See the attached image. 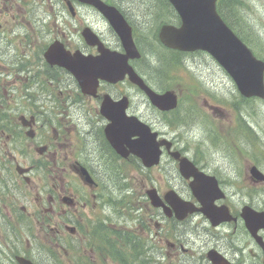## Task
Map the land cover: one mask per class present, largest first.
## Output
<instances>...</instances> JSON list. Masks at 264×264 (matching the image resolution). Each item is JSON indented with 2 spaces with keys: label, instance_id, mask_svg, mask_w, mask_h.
<instances>
[{
  "label": "flooded vegetation",
  "instance_id": "obj_1",
  "mask_svg": "<svg viewBox=\"0 0 264 264\" xmlns=\"http://www.w3.org/2000/svg\"><path fill=\"white\" fill-rule=\"evenodd\" d=\"M34 3L36 7L28 8V0H0V253L6 255L9 251L13 256L22 255L42 264L28 252H45L40 250L46 247L52 250V240H66L85 251L92 236L104 238V209L123 205L126 163L135 172L132 177L135 188L138 189V173L142 171L167 204L164 208L149 204L152 212L146 211V217L148 214V220L158 230L155 237L168 247L166 258L173 261L185 257L189 253L188 226L195 229L205 219L198 212L176 218V207L165 195L171 189L182 199L196 203L189 189L191 179L181 177L186 191L168 187L162 191L159 181L154 179L155 167L143 168L133 155L122 158L105 136L109 121L100 112L104 98L115 102L126 96L127 114H137L151 125L132 109L137 89L128 80L115 83L100 80L95 94H83L72 75L46 63L43 53L47 45L38 47L36 55L33 50L34 43L46 30L65 49L78 50L83 55H96L98 51L82 39L81 28L90 27L106 48L122 51L116 36L109 40L95 29L92 22L97 19L87 22L85 15L92 11L106 24L99 13L77 0ZM107 29L112 31L109 26ZM196 166L201 171L207 170L198 162ZM81 168L91 180L85 179ZM245 175L253 184L264 185L248 171ZM228 206L238 219L218 226L226 227L228 234L218 237L214 248L232 264H239L224 238L234 234L243 222L238 210ZM194 235L198 237L199 233ZM82 241L85 244L81 246ZM243 247H247L245 241Z\"/></svg>",
  "mask_w": 264,
  "mask_h": 264
},
{
  "label": "rangeland",
  "instance_id": "obj_2",
  "mask_svg": "<svg viewBox=\"0 0 264 264\" xmlns=\"http://www.w3.org/2000/svg\"><path fill=\"white\" fill-rule=\"evenodd\" d=\"M131 1L134 5L138 4V0ZM126 3L128 1H122V4ZM163 14L166 17L171 15L170 13ZM93 19H97V22H92ZM85 20L92 22L95 29L103 32L107 39L112 40V34L108 31L106 24L94 12L90 11L89 15L86 14ZM156 21V18L152 16L146 20L147 26L152 23L149 27L151 33L157 27ZM230 21L248 46L257 53L259 58L263 59L264 0H239L238 4L233 3ZM141 28L138 27L142 32L141 38L151 42L143 47L144 55L149 57L151 62H142L140 67L138 65L139 69L146 73L153 88L157 90L166 88L174 91L180 99V104L175 111L164 116L157 114L142 93L135 92L132 100L133 111L148 119L164 137L173 140L176 147L184 151L182 153L194 158L207 168V172L219 177L222 180L221 187L229 196V204L235 206L237 210L244 203L264 210V185L253 184L245 175L250 163L257 164L264 171V100L241 99L232 79L212 57L204 52L179 55L172 61V53L164 51L154 39H149V41V34ZM44 36L50 40V33ZM42 44V41L34 43L35 55ZM210 105L213 106L211 109L208 107ZM243 123L249 124L253 130L248 132ZM244 134L248 136L244 138ZM162 160L163 163L155 167L153 171L154 179L159 181L162 191L167 187L176 190L183 188L186 191L185 184L177 172L176 164L166 155ZM123 172L124 175L130 177L128 182L132 189L129 194L133 196L129 201L130 206L134 207L139 203L145 208L142 215L145 219L144 226L153 236L148 238L141 228L132 230L145 239L157 241L155 232L158 230L153 225V221L148 220V214L146 217V211H151L150 206L141 200L142 196L146 198L144 191L151 186L150 179L147 174L137 172L139 175L137 189L132 180L135 172L127 165L124 166ZM105 213L108 215V228L125 230L131 224L130 218L126 216L116 224L118 211L115 208L107 209ZM134 222L135 220L132 224ZM164 229L160 230L162 234ZM225 229L227 228H212L207 221H201L195 229L190 228L187 231L188 235L192 236L188 247L196 256H200L214 245L218 237L228 233ZM196 232L199 233L198 238L194 235ZM38 237L44 239L40 234ZM226 237L224 241L227 246L234 243L235 247L236 244L242 245L244 241L247 242V247L238 255L236 254L237 261L241 262L239 264H261L260 250L250 241L243 229H237L234 234L229 233L227 240ZM117 243L119 241L115 239V236L107 239L109 247L116 246ZM162 247L161 251L165 253V245ZM46 248L40 251H48ZM52 252L58 258L55 260L56 263L63 260L60 264H69L68 258L63 256V251L57 246L54 245ZM28 253L34 255L36 260L42 264L54 262L50 257V252L37 253V250H32ZM84 254L69 259L73 264H118L107 256H101L99 259L91 250H86ZM156 254H159L158 247H156ZM0 258L4 264H8V260L11 261L10 256H0ZM243 259L246 261L242 262ZM162 263L167 264L168 262L163 260Z\"/></svg>",
  "mask_w": 264,
  "mask_h": 264
},
{
  "label": "water",
  "instance_id": "obj_3",
  "mask_svg": "<svg viewBox=\"0 0 264 264\" xmlns=\"http://www.w3.org/2000/svg\"><path fill=\"white\" fill-rule=\"evenodd\" d=\"M95 6L103 15L106 16L110 25L117 33L125 54L117 55L103 52L95 57L83 58L79 55L67 58L54 55L52 52L45 53V58L48 62H54L65 67L77 79L81 90L90 93L95 89L97 79L113 80L117 77H122L125 73L129 74L130 79L137 83L141 89L145 91L151 103L160 110H169L176 106V96L171 91L156 93L148 88L143 81L135 74L132 68L128 65V58L138 57L135 45L131 37V29L125 22L122 15L113 7L104 5L100 0H80ZM180 17L179 26L162 25L159 28L158 37L160 41L167 47L181 51L203 50L209 53L229 74L235 82L237 90L244 97L256 96L264 99V62L257 59L245 44L232 32V30L224 23L215 8L216 0H168ZM83 35L87 42L95 43L91 33L86 31ZM52 44L50 48L54 47ZM51 56V57H50ZM125 104H123V112L120 116H124ZM105 117L111 120V123L106 127V135L111 144L121 154L122 144L127 142L129 152L137 155L142 160L145 166H151L158 162L159 146L165 144L168 148L170 144L166 140L156 141V133H150L147 125L139 122L135 117H130L131 123L121 122L111 114L108 107L103 110ZM116 126V127H115ZM117 128V129H116ZM132 136H137L136 139L129 140ZM118 139V141L116 140ZM170 155L179 160V171L185 177L193 175L197 178L200 174L187 169V165H191L185 157H179L178 152H170ZM187 169V170H185ZM188 173L185 174V172ZM191 171V172H190ZM258 178H263L254 168L251 169ZM212 178V183L207 187L201 188L191 185L192 192L196 199L202 204L198 208L210 220L212 225H216L221 221L229 220L230 215L225 206L217 209L213 202L223 197V192L217 187L215 179ZM207 189V190H206ZM172 194V193H170ZM152 203H155L153 192L148 193ZM169 199L174 203V196L168 195ZM181 211L178 217H182L186 212L196 210L189 203H182ZM177 215V214H176ZM241 216L244 218L245 226L251 236L264 248L260 236L257 231L264 228V213L258 212L244 206ZM207 258L212 264L222 262L223 258L210 250L207 253ZM20 264H31L30 262L20 259ZM262 263L264 264V258Z\"/></svg>",
  "mask_w": 264,
  "mask_h": 264
},
{
  "label": "trees",
  "instance_id": "obj_4",
  "mask_svg": "<svg viewBox=\"0 0 264 264\" xmlns=\"http://www.w3.org/2000/svg\"><path fill=\"white\" fill-rule=\"evenodd\" d=\"M138 1L141 2L139 6V11L136 12L134 8L130 10V12L134 13L132 16L134 20L132 22L133 24L132 26H133V29L136 35L139 33L141 35L142 32L138 29V27L139 28L142 27L141 30L143 29L144 32L149 34L148 40L149 39L157 40L156 35L154 34L156 29L153 33H151V29H149V27L151 26L152 23L149 24V26H147V23H146L147 18H149L150 16L156 18L157 20L156 26H158L162 22H176L178 20L177 16L173 13L170 5L165 0H138ZM233 3L238 4L239 0H218L217 5H216L219 14L231 28H233L232 23L230 21L231 11L233 10ZM163 13H170L171 15L169 17H166ZM145 42L147 43V45L151 43V42H147L146 39H145ZM167 52L172 53L171 58L173 61L176 58V52L170 51V50ZM118 241L120 242V240ZM122 241L125 242L127 246L129 247L126 249L125 253L128 252L129 255H131L132 257V260L139 259L140 263L142 261H144V263H147V259L144 258L145 255L147 254V250H146L147 247H145L141 238H135L132 233H125L123 234ZM107 252L108 254H110L111 252L118 253L120 252V247L111 246L109 247ZM114 257H115L114 260H118V261L121 260V255L115 254Z\"/></svg>",
  "mask_w": 264,
  "mask_h": 264
}]
</instances>
